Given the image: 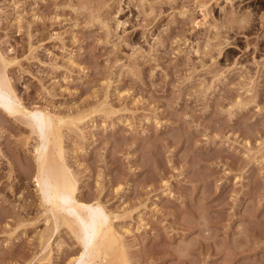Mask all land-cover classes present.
<instances>
[{
	"label": "rangeland",
	"instance_id": "obj_1",
	"mask_svg": "<svg viewBox=\"0 0 264 264\" xmlns=\"http://www.w3.org/2000/svg\"><path fill=\"white\" fill-rule=\"evenodd\" d=\"M1 52L0 264H122L43 202L41 109L123 264H264V0H0Z\"/></svg>",
	"mask_w": 264,
	"mask_h": 264
},
{
	"label": "bare ground",
	"instance_id": "obj_2",
	"mask_svg": "<svg viewBox=\"0 0 264 264\" xmlns=\"http://www.w3.org/2000/svg\"><path fill=\"white\" fill-rule=\"evenodd\" d=\"M0 59L2 63L6 62L2 52L0 53ZM7 77L0 76L1 104L9 111L13 109L18 111L27 110V107L21 103ZM36 115L38 123L33 122L39 125V131L36 130L35 126H31V129L33 131L34 128L39 133L34 153L36 163L35 177L42 190L43 202L51 210L55 219H60L62 223L69 225L71 228L78 219L84 222L83 228L79 230L83 232L81 236L86 233L89 237L90 243L87 242V244L89 243L87 251L93 258L101 257L106 259L107 256L104 253L105 250L109 249L111 251L109 254L111 259L122 264L126 263L122 248L119 245L118 247L116 246L117 241H120L117 236L118 233L113 228L110 217L105 213L103 206L98 202L82 206V202L76 196L74 173L72 174L65 163V152H63L62 126L65 119L55 112L42 109L37 110ZM66 210H72L73 214L66 213ZM83 236L82 239H84ZM84 237L86 238V236Z\"/></svg>",
	"mask_w": 264,
	"mask_h": 264
}]
</instances>
